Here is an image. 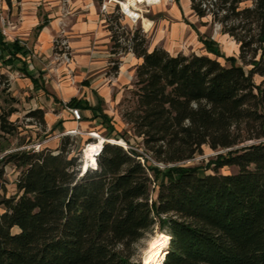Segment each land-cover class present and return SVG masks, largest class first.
I'll use <instances>...</instances> for the list:
<instances>
[{
	"label": "trees",
	"instance_id": "1",
	"mask_svg": "<svg viewBox=\"0 0 264 264\" xmlns=\"http://www.w3.org/2000/svg\"><path fill=\"white\" fill-rule=\"evenodd\" d=\"M190 8L235 40L237 57L203 38L214 57L149 50L139 30L130 35L118 15L107 17L111 53L141 59L124 117L152 161L105 140L84 162L73 134L54 149L3 155L0 140V264H139L133 246L155 226L167 235L155 264H264V0H190ZM6 52L9 63L25 54L0 33V57ZM7 89L0 74L5 103ZM65 105L109 122L99 103ZM14 111L1 110L0 135L13 133ZM43 115L27 113L45 124ZM204 147L219 152L205 165L186 164ZM8 163L19 169L10 196L2 185Z\"/></svg>",
	"mask_w": 264,
	"mask_h": 264
},
{
	"label": "rangeland",
	"instance_id": "2",
	"mask_svg": "<svg viewBox=\"0 0 264 264\" xmlns=\"http://www.w3.org/2000/svg\"><path fill=\"white\" fill-rule=\"evenodd\" d=\"M4 1L5 0H0L1 22L2 20L3 22L6 21V18L2 15L1 8ZM12 1L14 2L16 0ZM104 1L108 0H102L100 6ZM111 1L113 2L114 0ZM129 1L140 5L142 18L136 26L130 28L129 25H131V23H129V25L124 24V28L129 30L131 35L134 30H141L144 26L143 22L147 20L149 22V27L146 28L144 26L146 31L143 34L146 37V45L148 49L152 45L159 44L160 42L164 44L173 43V53L179 50L180 53H207V55L214 57L212 53L206 51V47L200 39L203 38L206 41H209L211 47H213L218 53L225 56L237 57L238 44L235 40L227 33H223L217 22H211L210 15L199 18L189 11L185 6V0H155L149 4H144L142 0ZM178 10H180L183 15L180 20H178L177 17ZM108 13L109 14L107 15L109 18L117 15L112 12L111 7L109 8ZM179 23H184V28H186L188 32L180 30L178 31V35L172 36L171 29H174ZM191 29L193 30L195 38H189V34H192ZM59 39L54 42L56 46L55 50H57V52L64 51V45ZM108 48L110 52L111 41ZM121 56H125L124 53L119 52L112 54L110 60L111 63L99 73L100 77L103 79L102 86L106 87V92L103 93V95L107 96V98L105 99V97H101L102 99L98 103L104 113H106L109 119V122L107 121L108 123H101L100 118H91V114L88 111L81 113L85 118H81L78 121L72 120V116L68 110L70 107L67 108L65 106V103L69 100L70 96L85 97L88 98L90 103L94 104L96 103V95L92 89H89V87L85 88L82 85L83 82L88 79H82L83 77L79 74V71L72 67L70 60H68L67 63L65 62L67 59H71L70 55H66V58L63 56L64 58L57 60V64L61 61V65L67 67V69H61L59 73L54 70L52 71V81L55 78L54 80L57 84L60 83L61 86L64 85L72 88L69 95L61 96L59 93H56L61 101L57 102L55 107L59 111L63 110L61 111L62 114H60L59 111H50V99L47 94L37 93L32 88V84L26 80L20 72L13 69L7 70L8 72L4 74L8 84L7 92L9 98L12 97L13 101L10 100V102L5 103L2 97L0 99V112L2 109H8L9 107L15 108V111L9 116V120L12 122L15 129L12 134L0 135V140L4 146L2 155L20 149L33 148L37 150L42 147L54 149L58 145L59 137L61 135L73 133L70 132V130H74L76 133L73 135L79 137L81 152H84V162L92 157L87 156L85 152L86 147L98 140V137L94 136L92 132H96L104 139L107 137H109V139H114V136H122L119 137L120 140H115L119 141L126 148L136 150L152 161V158L143 147L141 138L133 133L131 125L124 117V113L132 109L135 105V96L133 95V90L135 89V70L134 66H130L129 63L126 66L127 69L124 71L123 77L119 79V75L116 74V71L118 70L119 58ZM115 60H117V63H115ZM218 60L223 64H228L222 57H219ZM258 80L259 77H255V81ZM49 90V93H52L53 90ZM40 106L43 107L42 111L44 113L43 117L45 124H41L35 117L27 116L28 111L40 108ZM58 122H65V124L67 122H73V129H70L69 127L66 128L61 124L57 125ZM52 127L53 129H51ZM110 127H112V131H110ZM217 152L219 151H212L208 147H204L202 154H198L191 160H187L186 164L205 165L208 159ZM152 163L157 165L160 169H164L165 167V165L161 163ZM4 170L2 185L6 196H10L16 193V179L19 174V169L13 164L8 163L5 165ZM234 171V167H222L219 169V172L221 173H231ZM155 237H159L166 243L167 235L165 232L158 230L156 226L150 229L144 233V235L133 246V258L136 262L143 264L144 254Z\"/></svg>",
	"mask_w": 264,
	"mask_h": 264
},
{
	"label": "crops",
	"instance_id": "3",
	"mask_svg": "<svg viewBox=\"0 0 264 264\" xmlns=\"http://www.w3.org/2000/svg\"><path fill=\"white\" fill-rule=\"evenodd\" d=\"M10 1L5 0L1 5L2 15L6 21H0V33L5 41L16 40L25 50V54L18 53V59L9 63L4 62V59L8 57V53H4L0 57V74H5L9 69L20 72L32 84V88L37 93L47 94L50 99L49 109L56 112L59 110L55 104L61 101L56 93L65 96L72 91L70 87L57 84L55 78L52 81L53 70L59 73L61 69H67L61 65V61L57 64V60L64 58L63 54L66 53L71 56V59H67L65 62L70 60L72 67L79 71L82 79H88L82 85L92 89L96 95V103L94 104L85 97L70 96L69 100L71 98L84 99L91 105H95L102 99L101 97L106 99L107 96L103 95L106 92V87L102 86L103 79L99 73L111 63L112 54L108 48L111 41L106 19L108 15L101 11L100 3L102 0ZM185 6L193 13L190 8V0H185ZM181 16H183L182 12L178 10V20L181 19ZM143 23L146 28L149 27L147 20ZM183 24L179 23L178 26L171 29V35H178L180 30L188 32ZM191 32L189 38L194 37L192 29ZM57 39L64 42V51L57 52L55 50L54 42L58 41ZM155 46L162 47L171 54L180 52L178 50L173 53V43L164 44L162 42L152 45L149 50ZM124 55L119 58V66L116 71L119 79L123 77L129 63L130 66H134L135 70L136 65L141 61L130 51ZM49 89L53 90L52 93H49ZM40 108L43 107L40 106ZM61 111H59L60 114H62ZM85 111L89 112V110ZM72 120H74L73 117ZM60 124L73 129V122L57 123V125Z\"/></svg>",
	"mask_w": 264,
	"mask_h": 264
},
{
	"label": "built area",
	"instance_id": "4",
	"mask_svg": "<svg viewBox=\"0 0 264 264\" xmlns=\"http://www.w3.org/2000/svg\"><path fill=\"white\" fill-rule=\"evenodd\" d=\"M155 0H142V2L144 4H149L154 2ZM112 8V12L116 13L119 17V22L120 24L125 27L124 24L129 25V23H131V25H129V27L131 28L132 26H136L137 23L139 21H141L142 18V11L140 9V5L137 3H133L132 1L129 0H123V1H119V0H114L113 2L111 0L108 1H104L101 4V11L105 12L107 14L109 8ZM2 20V18H1ZM127 20V21H126ZM3 22V20H2ZM141 31V32H140ZM146 31L145 27L143 26L141 28V30H139L140 33H144ZM64 45V42H61ZM56 48V46H55ZM66 58V53L63 54ZM70 114L72 115L73 119L78 121L81 119V113L79 111V109L77 108H69ZM76 132L72 133L75 134Z\"/></svg>",
	"mask_w": 264,
	"mask_h": 264
},
{
	"label": "bare ground",
	"instance_id": "5",
	"mask_svg": "<svg viewBox=\"0 0 264 264\" xmlns=\"http://www.w3.org/2000/svg\"><path fill=\"white\" fill-rule=\"evenodd\" d=\"M70 132H75L74 130H70ZM92 134L94 136L98 137L97 142H94L92 144H89L86 149L85 152L87 154L88 157H91L93 154H95V152H97V150L99 149V147L101 146V144L103 143V141L108 140L112 143H117L120 145L121 144L119 141L115 140V139H104L102 136L98 135L96 132H92ZM93 137V136H92ZM97 139V138H96ZM125 147V146H124ZM84 153V152H83ZM88 165V161L86 162ZM83 170L85 171V167L83 166ZM166 245V243L164 241H162L159 237H155L149 247L147 248L144 257H143V264H155L156 259L158 258V256L161 253L162 248H164Z\"/></svg>",
	"mask_w": 264,
	"mask_h": 264
},
{
	"label": "water",
	"instance_id": "6",
	"mask_svg": "<svg viewBox=\"0 0 264 264\" xmlns=\"http://www.w3.org/2000/svg\"><path fill=\"white\" fill-rule=\"evenodd\" d=\"M68 134H72V133H68ZM106 141H108V140H106ZM108 142H110V141H108ZM81 169H82V172H83V171H84V170H83V169H84L83 166L81 167Z\"/></svg>",
	"mask_w": 264,
	"mask_h": 264
}]
</instances>
